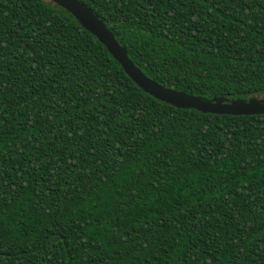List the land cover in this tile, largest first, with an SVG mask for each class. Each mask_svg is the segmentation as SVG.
<instances>
[{"label":"trees","instance_id":"obj_1","mask_svg":"<svg viewBox=\"0 0 264 264\" xmlns=\"http://www.w3.org/2000/svg\"><path fill=\"white\" fill-rule=\"evenodd\" d=\"M158 83L264 98V0H79ZM0 264H264V113L141 88L50 0H0Z\"/></svg>","mask_w":264,"mask_h":264},{"label":"water","instance_id":"obj_2","mask_svg":"<svg viewBox=\"0 0 264 264\" xmlns=\"http://www.w3.org/2000/svg\"><path fill=\"white\" fill-rule=\"evenodd\" d=\"M58 3L70 13H72L78 21L98 39L106 45L108 50L117 59L128 75L146 92L173 103L181 108H196L203 112H211L218 114H263L264 98L253 97L248 100L233 99L229 100L225 97H215L212 100H206L201 96L191 95L184 91L166 87L156 80L149 78L129 57L126 48H124L115 38L106 24L98 18V16L90 10L85 4L79 0H50Z\"/></svg>","mask_w":264,"mask_h":264}]
</instances>
